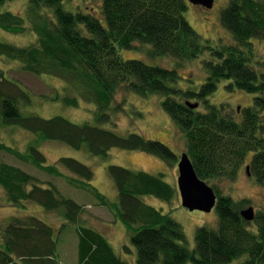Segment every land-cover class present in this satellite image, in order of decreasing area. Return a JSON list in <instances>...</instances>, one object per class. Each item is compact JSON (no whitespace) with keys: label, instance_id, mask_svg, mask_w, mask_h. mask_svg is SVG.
<instances>
[{"label":"trees","instance_id":"obj_1","mask_svg":"<svg viewBox=\"0 0 264 264\" xmlns=\"http://www.w3.org/2000/svg\"><path fill=\"white\" fill-rule=\"evenodd\" d=\"M6 1L0 0V7ZM28 1L37 42L24 47L0 42V56L20 62L29 73L50 74L63 80L67 89L96 103L95 122L98 123L111 121L108 110L123 86L145 97L152 93L164 94L162 105L176 124L177 138L184 139L185 152L194 170L217 194L218 227L200 226L195 233V247L186 245L182 225L170 213L143 198L152 195L172 201L180 194L179 188L167 182L159 169L144 165L146 169L138 171L109 165L108 174L114 180L116 195L108 198L93 186L95 171L91 165L63 156L58 162L73 173L64 175L57 164H49L40 150V144L47 140L60 141L75 149L86 147L89 154L102 158H108L113 148L149 152L161 159L158 162L164 166L162 169L166 163L177 162L183 152L179 147L174 146L176 152L168 144L137 132L123 135L88 121L79 124L60 115L44 118L25 113L21 107L32 102L34 93L15 80L7 66L8 75L0 67V124L21 127L37 138L24 152L0 140V153L8 152L49 174L62 176L72 187L94 196L98 207L111 213L112 222L124 223L138 251L136 264H231L234 261L264 264V206L254 209L255 218L247 221L239 210L251 201L234 200L215 182L237 178L240 167L249 158L252 176L264 187V59H256L252 40L264 39V0H229L221 19L234 42L220 48L203 41L187 22L186 0H104V24L94 12L75 13L65 9V0ZM42 7H50L55 17L42 15ZM23 22L19 13H0V27L6 31L23 32L26 30ZM79 24L84 25L89 35L82 33ZM137 43L150 45L152 56H171L178 61L208 51L209 57L203 61L206 80L200 84L199 91L171 85L182 77L178 69L154 66L141 59H124L119 54L118 48L130 49ZM221 80H228L229 88L254 95L253 103L242 108L240 119L225 105L209 102V95L217 90ZM188 97L197 99L195 102L200 105L202 102L206 109L188 107ZM51 99H60L72 106L79 104L74 95H56ZM43 183L21 167L0 162V186L5 192V201L20 208L26 206L25 201H33L44 210L57 211L65 222L77 225L78 264H131L121 259L102 228L81 223L83 203L62 195L56 185L51 189ZM17 217L13 216L3 229L0 264H20L14 261L15 255L33 264L35 261L56 264L52 261L58 262L53 228L36 215ZM100 219L104 227L107 228V221L112 226L108 218ZM123 248L130 251L126 244Z\"/></svg>","mask_w":264,"mask_h":264},{"label":"rangeland","instance_id":"obj_2","mask_svg":"<svg viewBox=\"0 0 264 264\" xmlns=\"http://www.w3.org/2000/svg\"><path fill=\"white\" fill-rule=\"evenodd\" d=\"M103 2L104 0H65L63 2V7L75 13L82 12L89 14L94 12L95 16L101 19L104 24L105 16L103 14ZM228 3L229 0H215L213 7L210 8L204 5L192 4L187 1L188 7L184 10V16L187 22H189L201 36L203 41H208L214 47L220 48L222 45L234 42L232 33L222 24L221 19L222 11L227 7ZM28 5V0H8L1 5L0 13H3V11L19 13L24 19L23 23L26 30L13 33L0 27V42L22 47L37 42L38 35L33 29V22L28 14ZM40 13L42 15L48 14L50 18L55 17L50 7H42ZM83 26V24H79L82 33L89 35ZM252 40L255 45L256 59H260L261 61V59H264V39L259 40V38H253ZM150 49L151 46L148 44L137 43L135 47L130 49L118 48V52L124 59H141L154 66L159 65L178 69L182 77L171 85L183 90L199 91L200 84L206 80L207 73L203 61L204 59H208V51L202 52L198 57L185 61H178L171 56H152L149 52ZM20 65L21 63L16 60H12L4 55L0 56V67L3 68L6 73L8 72L7 67H9L11 70L8 73L34 93L32 102L23 105L24 108L21 107L25 113H35L44 118L60 115L68 118L72 123L79 124L88 121L123 135L137 132L147 136L149 139L160 140L168 144L172 148L171 150H175V148L179 147L181 152L186 151L187 147L184 139L181 141L177 138L176 131H178V129H175L177 128L176 124L162 105L165 97L164 94L152 93L145 97L132 90H127L123 86L119 88L120 90H118L116 94V99H114L112 103L113 107L108 110L111 121L108 123H98L95 122L96 110L98 108L95 102L82 99L76 91L67 89L66 83L63 80L53 78L55 77L53 75L32 74L23 70ZM227 83H229L228 80H221L219 82L217 90L209 95V102L216 105H225V108L231 112L234 117L240 119L242 108L248 107L253 103L254 95L242 90L229 88ZM56 95L61 97L74 95L78 97L79 104L78 106H72L62 102L60 99L52 100L51 98ZM186 100H191L193 102L197 101V99H189V97ZM119 104H121L122 107H120ZM199 106L202 110L206 109L202 102ZM36 138L37 136L33 133L21 127L10 125L2 126L0 124V140L7 142L11 147H15L20 151L22 150L24 152L27 149L26 146ZM40 150L47 156L48 163L57 164L64 175H73V173L58 162L63 156H70L91 165L95 171V176L92 181L93 186L98 188L108 198H113V195H116L113 185L114 180L111 175L108 174V166L111 164L121 165L138 171L145 170L148 166L151 169H159L158 171L164 173V179L178 188L176 182L178 177L177 162H172L170 164L166 163L168 165H165V168L162 169L164 166H161V163L158 162V160L161 161V159L149 152L145 153L113 148L108 152V158H102L89 154L86 147L85 149H75L65 145L63 142L52 140L42 142V144H40ZM181 154H179V157ZM0 162H7L21 167L32 175L37 176L44 182L43 185H45V187L53 189L52 185H56V188H58L62 195H67L83 203L85 207H83L84 210L79 217L81 223L85 226L94 225L98 228H102L105 233H108L109 236H107V238L114 247L113 249L121 256V259L129 261L131 264H136L138 251L132 244L130 234L124 223L120 220L112 222L113 217H111V213L106 208L98 207V203L95 201L96 198L89 192L81 188L72 187L62 176L49 174L31 163L16 158V156L8 152L0 153ZM247 165H249V158L240 167L241 169L237 178H222L217 179L215 182L224 194L231 195L234 200L249 199L251 201L250 204L258 210L264 206V187L257 184L252 173L250 175L247 173ZM143 198L147 203L164 212L170 213L173 218L182 225L185 231L184 234L186 235V245L191 249L195 247V233L200 226H207L210 228L218 227L216 207L210 212L201 210L191 211L183 207L180 194H177L172 201H164L152 195H147ZM5 200V192L0 186V243H2L3 240V229L13 216H18L17 218L21 219L24 218L23 216L36 215L42 218L54 230V236L57 241L56 252L58 255V262L52 260L53 263L78 264L76 224L65 222L64 218L57 211L44 210L42 206L33 201H25L26 206L20 208V206H16ZM100 218L104 220L108 218V220L112 222V226H107V228L104 227L102 219ZM125 244L129 246L130 251H126L123 248ZM14 261H18L20 264H33L30 261H23L20 258H16V255L14 256ZM34 263L36 264L37 262L35 261ZM188 264H190V262ZM231 264L237 263L234 261Z\"/></svg>","mask_w":264,"mask_h":264},{"label":"water","instance_id":"obj_3","mask_svg":"<svg viewBox=\"0 0 264 264\" xmlns=\"http://www.w3.org/2000/svg\"><path fill=\"white\" fill-rule=\"evenodd\" d=\"M192 4L204 5L206 7H212L215 0H187ZM186 105L191 108H197L199 102L186 101ZM249 165H247V172L249 173ZM194 165L187 152H183L178 160V188L180 192L181 202L183 207L194 211L201 210L204 212H210L217 204V194L214 188L208 184L205 180L199 177ZM254 206L250 205L243 208L241 215L247 221H251L255 218L256 212Z\"/></svg>","mask_w":264,"mask_h":264},{"label":"bare ground","instance_id":"obj_4","mask_svg":"<svg viewBox=\"0 0 264 264\" xmlns=\"http://www.w3.org/2000/svg\"><path fill=\"white\" fill-rule=\"evenodd\" d=\"M251 204H249L248 206H250ZM248 206H246V207H248ZM253 206V205H252ZM246 207H243V208H246ZM243 208H241L240 210H242ZM239 210V211H240ZM240 214H241V211H240ZM242 216V215H241ZM243 217V216H242ZM244 218V217H243ZM55 237V236H54ZM56 239V238H55ZM237 263V262H236Z\"/></svg>","mask_w":264,"mask_h":264},{"label":"flooded vegetation","instance_id":"obj_5","mask_svg":"<svg viewBox=\"0 0 264 264\" xmlns=\"http://www.w3.org/2000/svg\"><path fill=\"white\" fill-rule=\"evenodd\" d=\"M213 7V6H212ZM178 160H179V157L177 158V163H178ZM249 166H250V164H249ZM248 173V172H247ZM249 175L251 174V172H250V170H249V173H248Z\"/></svg>","mask_w":264,"mask_h":264},{"label":"crops","instance_id":"obj_6","mask_svg":"<svg viewBox=\"0 0 264 264\" xmlns=\"http://www.w3.org/2000/svg\"><path fill=\"white\" fill-rule=\"evenodd\" d=\"M176 170H177V169H176ZM176 173H177V172H176ZM114 184H115V183H114ZM114 184H113V185H114ZM114 187H115V185H114ZM113 196H115V195H113ZM106 225H107V226L109 225V222H108V221H107V224H106ZM102 231H103V230H102Z\"/></svg>","mask_w":264,"mask_h":264}]
</instances>
